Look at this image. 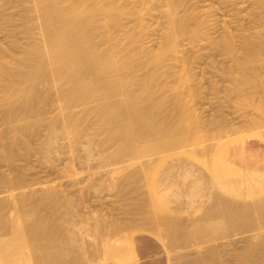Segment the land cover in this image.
<instances>
[{
	"label": "rangeland",
	"instance_id": "374dc122",
	"mask_svg": "<svg viewBox=\"0 0 264 264\" xmlns=\"http://www.w3.org/2000/svg\"><path fill=\"white\" fill-rule=\"evenodd\" d=\"M252 1H191L194 17L199 16L207 22L203 28H199L190 37L184 39L181 45V54L188 63H186L187 68L182 71L184 81L181 80V84L178 85L171 80L163 86L165 79L156 80L151 91V98L148 100L151 102L144 101L148 104L145 105L147 111L151 109L150 113H147L151 114V117L147 114L145 117L147 121L153 118V124L160 132L147 134L143 138L144 148L122 160L104 159L101 154L106 150L104 151L87 136L69 141L63 129L61 132L58 131L57 136H53L50 144L52 124L60 115L58 113L61 108L57 107V99H54L57 98L55 86L50 87V90L49 86L52 84L50 85L49 81L47 90L51 92L48 94L50 98L46 104L38 106L36 112H30L32 116L28 112V116H24L27 113L20 111V117L16 116L19 121L16 120L17 118L8 120L3 118L5 108L1 105L0 242L4 243L0 244V248L6 244L4 245L5 250L0 249L1 252L7 251L6 248L9 246L13 249L8 247L9 252L14 254L13 257L17 255L15 258L20 262H23L20 257L24 259L23 264L30 258L32 264L37 262V264H47L50 258L53 261L50 259L51 263L49 261L48 264H66L71 258L70 255L72 258L67 264L71 261L73 264H115L118 261L113 259V261L116 260L113 262L110 256L103 253L102 249L105 240L111 238L109 240L114 241L115 237V240L120 239L119 242H131L136 255L135 264H168L169 262L201 264L202 259L210 263L213 258V254L209 252L211 247L215 248V251H211L218 252L216 253L218 256H215L213 252L216 258H213L214 261L216 260L215 263L238 264L239 261H244L247 264L250 260L249 264H264V229H262L264 225L260 227V224L251 223L250 220L248 224L246 220L248 225L244 226L245 221L241 220L242 223H239L240 220H236L234 222L226 217V213L236 212V209L242 210L239 206L246 207L247 203L256 205L257 210L264 209V175L261 176L263 177L261 178L263 189L261 188L258 197L257 194L255 195L256 198L250 196L251 199H249L250 197L242 195V192H231V194L220 186V180L240 178V174L236 172L239 167H231L225 160L229 152H232L230 157L232 161L239 162L244 159L248 163L264 167V48H261L264 46L261 44V40L262 43L264 42V0H254L253 3ZM23 3L22 0H0V44L3 45L4 50L10 52L2 56L3 61L6 58L13 59L10 56H14V59L15 56L16 59L18 56L20 58L24 53L31 51L26 50L29 45L32 49L35 46L33 40L29 39L23 30L20 15ZM182 13L183 11L180 12ZM35 29H39L38 22L35 24ZM248 37L253 38L254 41L257 37L261 38L260 40L257 38L260 43L258 41L255 43V45L257 43L261 45H256L260 46V49L258 47L253 50L257 52L259 49L257 53L249 52L244 48V40ZM38 48L36 47L37 50L34 49L31 52L41 50L40 47ZM147 71L149 69H143L142 73ZM174 92L181 94L178 96L181 100L178 98V101L176 97L175 101L181 102L180 106L186 107L182 112L180 111L181 115L178 111L183 107L179 106L181 109L177 106L173 107L174 104L179 105L172 98ZM3 97L4 92L0 91V99ZM100 100L87 105L104 101V99ZM78 105H76L77 108H81L83 104ZM149 105L152 107L150 108ZM177 108L179 110L176 111ZM179 116L182 117L184 124L182 119V124H179L181 123ZM244 116L256 120H247ZM176 120L177 122H174ZM254 120L258 125L263 126V128L260 127L263 131L261 135H256L258 129L260 130L259 126H257L258 129L255 126L256 132L252 129L253 122L256 124ZM169 122H173V125L175 123L176 127L169 125ZM250 124L253 126H249ZM17 125L28 130H23L26 132L24 133L26 137L24 135L23 138L15 136V128L19 127ZM217 160L221 163L219 164ZM8 180L10 183L7 182ZM14 194L17 195L16 198ZM15 203L16 206H14ZM248 204L246 207L248 209L245 208L248 210L246 212L254 208ZM256 209H253L256 213L252 211L248 216L259 214ZM227 210L228 212H225ZM37 211H39L38 215ZM30 215L33 216L30 217ZM150 215H152L151 218ZM35 216L41 217L40 225L36 223L37 217ZM168 217L171 219L167 220ZM179 219L186 227L179 231V236L173 244L169 241L172 246H169V242L166 246L167 241L171 239L167 238V233L163 235L166 232L164 230L168 227L167 224L170 223L169 226H171L172 223L173 226V222L175 225V221ZM27 220H30L29 223ZM170 220L171 222H168ZM17 221L18 225L15 224ZM34 221L40 227L39 229L42 230L43 226L44 230L50 229L46 231L47 233L42 230L46 236L42 235L39 229H35L37 226ZM21 222L24 224L22 225ZM197 222L203 226H206L204 224L208 226L215 224L223 228L228 227V230L226 229L218 236L210 233L200 237ZM10 224L13 225L10 226ZM116 224H120L119 229L115 227ZM3 226L6 227L2 232ZM57 226L61 228L60 231ZM37 231L41 234H35ZM67 231L72 236L75 235L74 238ZM158 231L159 234H157ZM66 234L69 236L67 237ZM163 239L166 240L163 241ZM70 244H73V247ZM206 246L208 247L205 249ZM63 252L64 255H62ZM208 254L210 257L207 256Z\"/></svg>",
	"mask_w": 264,
	"mask_h": 264
},
{
	"label": "bare ground",
	"instance_id": "6f19581e",
	"mask_svg": "<svg viewBox=\"0 0 264 264\" xmlns=\"http://www.w3.org/2000/svg\"><path fill=\"white\" fill-rule=\"evenodd\" d=\"M22 1L24 3H23V7H22V11L20 15H21L22 24L24 27L23 30L25 31V34L29 37V39L31 38L33 40L34 42L33 44L35 45L33 49L30 48V45H29L30 49L26 48V50L28 49V50L33 51L34 49H36V47L37 48L40 47L41 50L34 51V52L25 51L26 53H24L20 58H18L19 57L18 56L16 59V56H15V59H14V56H10L13 59L10 60L6 58L5 61H3L4 57L2 56L3 55L5 56L7 50H4L3 45L1 46L0 44V57L2 58V59L0 58V60H2L0 61V91L4 92V97L0 99V106L2 105L5 108L3 110L4 112L3 118H6L8 120L9 119L15 120L17 117L18 118L20 117V113H19L20 111L22 112L24 111V113L28 112L29 115L31 113L36 112V109L38 108V106L40 107L41 105L46 104L48 98H50L48 97L49 96L48 94L51 92L47 90L48 89L47 86L51 82L50 85L51 84L52 85L49 86V89L51 90V88H53V85L55 86V88L57 87V89L54 88L55 93H57V95L55 94L57 98H54V99H57L56 102L59 104V105L57 104V107L59 106V109L61 108V111L58 113V115L60 114L59 115L60 119H58L59 116L56 117L57 119L53 117L55 121L52 124L51 132H50L51 141L48 140L50 144L53 141L52 139L53 136L55 135L57 136L58 131L61 132V129H63L65 136L69 141L75 140L81 136H87L91 141L96 142L100 146V148L102 147L104 151L106 150V152L102 153L101 156L104 159L109 160V161L122 160L123 158H126L127 156H131L137 150L143 149L144 148L143 138H145L147 134H152V133L157 134L160 132V130L156 128L157 126L153 124L154 123L152 120L153 118L152 119L150 118L151 121L149 119H148L149 121H147L146 119L147 117L145 116L148 112L150 113L151 109L147 111L146 109L147 107H145L147 102H144V101L150 100L151 91L157 79H162V78L165 79L163 86L167 85L171 80H173V82L177 83L178 85L181 84L180 82L182 80V76H184L182 71L187 68L186 65L188 64L187 60L181 54V50H182L181 45L184 39H186L187 37H190V35H192L193 32L198 30L199 28H203V26H205L207 22L206 19L200 18L199 16L194 17V15L192 14V9H193V3L191 2L192 0H30L26 2L25 0H22ZM255 10H256V7H255ZM181 11H183L182 14H180ZM254 17H255V14H254ZM36 22H38V26H39L38 30L35 29ZM257 38L255 39V41L251 37H248L246 40H244L245 41L244 48L247 49L249 52L255 53L256 51H253V50H256L258 47L260 49V46H261L260 44H258L260 43V41L258 40H260L261 38L260 39L258 38V40ZM256 41H258L257 44L260 46L257 47L256 46L257 44L255 45ZM263 41H264V38H263ZM226 43L229 45L228 42ZM261 44H264V42L262 43V40H261ZM31 47H32V44H31ZM262 47L264 48V46H261V48ZM7 53H10V52H7ZM143 69H149V71H147L146 73H142ZM186 78H188V76H186ZM42 82L46 83V85H44V83ZM179 94L177 92H174V95L172 94L173 95L172 98H174V101L176 97L178 100L179 98L178 96H181L182 93L180 95ZM100 99H104V101L100 102L99 104L95 103L92 105H87L89 103L96 102ZM178 101H177L178 104L181 103ZM148 102H151V101H148ZM78 104H83V105H81L82 107L80 106L81 108H77L76 105ZM174 105L175 106L173 107L175 108L176 106L177 107L180 106V104L179 105L174 104ZM74 107H76L77 109L76 108L74 109ZM151 107L152 106H150V108ZM180 107H183V106L181 105ZM185 108L184 107L183 109L180 108L181 110L177 108L176 111L179 110L178 112L180 114V111L182 112ZM28 113L25 114L24 116H28ZM148 115L149 114H147V116ZM148 117H151V114ZM18 118L16 120H18ZM24 118H27V117H24ZM249 118L250 117H247L246 119L248 120ZM179 119H180L179 122H181L179 124H182V121H183L182 117L179 116ZM251 119L253 120L255 118H251ZM171 121L172 120H170V122ZM25 122H26L25 123L26 127H28L27 121ZM174 122H177V120ZM248 123H250V121H248ZM258 123H261V122H258ZM183 124H184V121H183ZM253 124H254V127H252L253 130L255 126L257 129H258L257 126H259V128L260 127L263 128L262 124L258 125L257 122L256 124L253 122ZM253 124H250L249 126H253ZM20 125H17L19 127L15 128V134H16L15 136L18 138L20 137L23 138L24 133H26L23 130L25 131H28V130L26 128L25 129L20 128ZM169 125H172V126L175 125L174 127H176V124L174 123L173 125V122L170 123ZM178 126L180 127L181 125H178ZM182 127L183 126H181V128ZM262 128H260V130L258 129V132H257L258 134L255 133L257 129L254 130L255 132H252V131L251 132L256 135H261L262 134L261 132L264 131V129L262 131ZM6 149H9V148H6ZM101 151L103 152V150ZM231 156H232V152H229L225 160H227L228 165H230L231 167H234V166L239 167L237 169L236 167L233 169L234 170L236 169V172L238 171V173L240 174V178L225 179L223 181L220 180V186L225 191H228V193L229 192L230 193L231 192L233 193L242 192V195L246 197L248 196V198L250 196H252L253 198L254 197L256 198V196L258 197L259 196L258 193H260L261 188L263 189V187L261 186L262 184L261 178L263 179V177L261 176L264 175V167H260L259 165L248 163L244 159H242V161H239V162L232 161V159L230 158ZM217 159L219 160V158ZM218 163L220 164L221 161H219ZM7 182H9V180ZM249 199H251V197ZM24 200H25V197H24ZM26 200H27V196H26ZM43 202L41 203L43 204ZM16 203L14 206H16ZM247 204H246V207H248ZM3 206L5 205L3 204ZM250 206H253V205H250ZM255 206L256 205H254L253 206L254 208L251 209L252 211L253 209L254 210L256 209ZM239 207L242 210H238L235 208L236 212H228V210L225 211V212H228L226 213V217L231 220H234V222L236 220H240L238 221L239 223H242V221H245L243 224L244 226L245 224H247L249 220L251 221V223L252 222L253 223L255 222V224L258 223L256 225L260 224L259 225L260 227L264 225V209L259 208L260 210H257L258 209L257 208L256 210L259 211V214L257 215L253 214L251 216H248L249 213H252V211L246 212L248 211V210H245L246 207H243V208L241 206ZM231 211L233 210L231 209ZM17 212H20V211H17ZM38 212L39 211H37V215H38ZM32 213L35 214V212L33 211ZM246 213L248 214L246 215ZM24 216L23 218H25ZM31 216L33 215H30V217ZM40 216L42 217V214ZM40 216H35V218L37 217L35 221H37L36 223L38 225H40L39 222L40 223L42 222L40 221L41 220ZM151 216L152 215H150V218ZM13 217H16V216H13ZM23 218L21 217L22 220ZM25 219H28V218H25ZM169 219L171 218L168 217L167 220ZM30 220H27L28 223ZM152 220H155V219H152ZM167 220L165 221L167 222ZM1 221H4V220H1ZM105 221L106 220H104V222ZM165 221L163 222V224L165 223ZM168 222H171V220ZM175 222H176L175 225L173 222V226H172V223H171V226H169L170 223L169 224L166 223L168 227L166 228V230H164L166 232L163 233V235L167 233V238L171 239V240L167 239L168 240L167 243L164 242V244L166 243V246L169 241H172V244H173V242L179 236V231L183 230L186 227V225L183 224L184 222L182 223L180 219L179 221H175ZM17 223L18 221L15 224L18 225ZM21 224L23 225L24 223L21 222ZM37 224H36L37 227H35V229L37 228L36 230L40 228L38 227ZM12 225L10 224V226ZM16 225H14V227ZM119 225L120 224L118 225L116 224L115 227L118 228ZM141 225L142 224H140L139 226ZM204 225L206 226H203L202 224L196 225L197 231L200 234V237H203L210 233L212 235L218 236L220 235V233L223 234L222 232H225L226 229L228 228L225 226H224L225 228H223L215 224L214 225L209 224L210 226H208L207 224H204ZM155 226L156 225H154V227ZM252 226L254 225L252 224ZM5 227L1 228L2 232H3V229H5ZM22 228H24V226ZM43 228L42 230H44ZM68 228L70 227L68 226ZM46 229L47 230H44L45 232L50 230V229L48 230V228ZM58 229L60 231L61 228H58ZM262 229L264 228L262 227ZM262 229L259 228L260 231H263ZM15 230H17V228H15ZM30 230H32V228ZM42 230L39 229L38 231L41 232ZM64 230L66 231V229ZM115 230L116 228L113 230L114 234L116 232ZM161 230L163 232L162 228ZM38 231L35 232V234H38V233L41 234ZM44 231H42V235L45 233ZM52 231L53 230H51V232ZM159 231L157 234L160 233ZM260 231L258 232L260 233ZM67 232L69 233V231ZM125 232H126V229H125ZM70 234L71 233H69V235ZM114 234L111 236L113 237ZM69 235H67V237ZM163 235L161 236L162 238H163ZM62 236L64 237V235ZM70 236H72V234ZM74 236H72V238H74ZM109 239L105 240L102 246V249L104 251L103 253H105V255L107 254L112 259L108 256L107 258H110L112 261L113 259H116L119 264H134V256L132 253L130 241H127L126 243L125 242L126 239L125 240L122 239L125 242L123 243L121 241L119 242L120 240L119 238L118 240H115V237H114L113 239L114 241L112 240L110 241ZM59 240H60V237H59ZM165 240L166 239H163V241ZM1 243H4V242H0V244ZM13 243H15V241ZM4 245H2L3 248H0V249L5 250ZM170 245H171V242H169V246ZM71 246L73 247V244ZM76 246L77 245H75V247ZM8 247L6 248L7 251L1 252L2 250H0V264H23L24 259L20 257V259H22L23 262L22 261L20 262V260L18 261L17 258H15L17 255L13 257L14 254L12 255V252L11 251H10L11 253L9 252L8 249L10 247L9 248ZM207 247L208 246H206L205 249ZM60 248L62 249V246H60ZM211 250L215 251V248L212 249L211 247ZM211 250L209 248V252L210 254L211 253L213 254V258H215V256H218L216 254L218 252L215 253L214 251H211ZM62 255H64V252ZM66 255L68 254L66 253ZM207 256L210 257L209 254ZM70 257L72 258V255H70ZM58 258L60 259L61 257H58ZM213 258L211 259L210 263L206 260L204 262V260L202 259L203 262H201V264H217L218 262L215 263L216 260L214 261ZM30 259H27L25 261V264H32L31 263L32 261H30ZM50 259L48 260L50 261ZM70 260H68L67 262H69ZM116 260L114 261L116 262ZM244 260L247 261V259H244ZM212 261H214V263H212ZM239 262L240 263L238 264H246L244 261L243 262L239 261ZM248 262L250 263V260ZM71 263L72 261L70 262V264ZM118 263H115V264H118ZM169 264H173V263L169 262Z\"/></svg>",
	"mask_w": 264,
	"mask_h": 264
},
{
	"label": "crops",
	"instance_id": "0c3cea01",
	"mask_svg": "<svg viewBox=\"0 0 264 264\" xmlns=\"http://www.w3.org/2000/svg\"><path fill=\"white\" fill-rule=\"evenodd\" d=\"M130 244H131V242H130ZM131 248H132V253H133V256H134V264H135L136 255H135V253H134V249H133V246H132V244H131ZM168 264H169V263H168Z\"/></svg>",
	"mask_w": 264,
	"mask_h": 264
}]
</instances>
